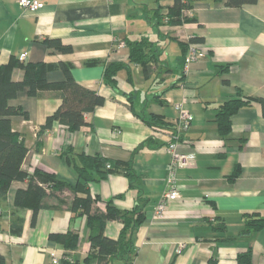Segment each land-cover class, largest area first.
<instances>
[{
  "label": "crops",
  "instance_id": "0c3cea01",
  "mask_svg": "<svg viewBox=\"0 0 264 264\" xmlns=\"http://www.w3.org/2000/svg\"><path fill=\"white\" fill-rule=\"evenodd\" d=\"M40 1L44 7L33 12L18 0H0V62L19 59L22 52H28L26 62H70L78 83L105 97L102 105L86 114L87 124L74 132L72 144L113 162H132L137 175L133 186L122 172L89 185L93 195L101 196L97 205L102 209L109 199L121 210L138 202L145 205L146 219L134 235L132 264H264V226L243 233L251 217L264 218L262 106L254 102L236 112L227 138L220 135L216 122L219 107L239 89L264 97V0L242 7H229L227 0H195L185 13L197 21L176 26L156 25L155 15L156 7L164 12L175 0ZM139 35L161 48L151 76L133 63L131 80L124 68L116 88L106 84L107 65L129 62L128 47L120 48L119 42ZM47 37L70 44L72 52L49 48L44 43ZM193 37L204 39L195 43L202 55L186 67L187 52L180 42L188 44ZM24 74L21 66H15L12 78L21 81ZM47 78L61 81L65 74L53 70ZM61 102L58 95L39 98L25 88L10 103L21 106L28 117L14 115L12 123L29 148L22 168L43 167L74 186L78 176L59 154L66 132L56 123L43 135L42 146L36 133ZM177 102L193 114L183 150L195 152L197 158L191 167L178 169L182 196L171 200L164 216L156 218L171 161L167 132L177 124ZM150 113L161 115L164 125L146 122ZM238 166L239 176L230 180ZM27 187V180H14L0 210V254L5 264H53V255L61 258L65 248L49 235L68 230L80 234V245L72 254L84 258L90 250L87 218H72L67 202L74 194L69 189L46 197L49 207L38 211L35 225L33 210H23V231L12 232L18 215L16 193ZM121 229L120 221L111 220L105 233L118 238ZM249 250L251 262L240 261Z\"/></svg>",
  "mask_w": 264,
  "mask_h": 264
},
{
  "label": "trees",
  "instance_id": "16d2710c",
  "mask_svg": "<svg viewBox=\"0 0 264 264\" xmlns=\"http://www.w3.org/2000/svg\"><path fill=\"white\" fill-rule=\"evenodd\" d=\"M194 1L175 0L174 4L164 12L161 8L156 7V25L176 26L197 21L196 17H190L185 13L187 9L193 8ZM257 2L258 0H227L226 5L242 7ZM203 40L202 37H193L190 39V43L195 44ZM44 43L54 51L69 53L73 50L70 44L63 43L59 38L47 37L44 39ZM126 44L129 51V62H112L107 65L104 72V82L113 88L118 86V73L121 69L127 68L128 79L131 80L130 64L134 63L142 66L146 77H150L154 71L153 66L160 61L161 48L158 42L150 40L145 35L128 37ZM180 45L184 52L188 51L189 43L180 42ZM15 66H21L24 69L25 74L21 81H15L12 78ZM73 67L74 64L70 62L25 63L15 57H11L7 63L0 62V210L7 200L11 183L14 180H27L28 187L21 188L16 193L15 205L18 215L12 221V232L21 234L25 221L23 210H33L32 224L35 225L38 211L49 207L45 203L46 197L63 193L69 189L74 194L67 202L72 218L84 216L87 218L90 250L84 258L79 259L72 254V251L77 250L80 245V234L71 230L52 232L49 239L61 243L65 248L60 264H110L115 259L123 260L124 264H132L134 235L146 219L145 205L138 202L130 210H121L115 205L113 199H109L106 200V208L102 209L97 205L98 201L102 200L101 196L93 195L89 185L93 181L107 178L112 172H122L130 179V185L133 186L137 175L132 168V162H113L98 154L91 155L79 151L73 146L72 135L87 124L86 114L93 112L97 106L105 102V97L97 91L78 83L72 73ZM58 69L63 70L65 79L61 81L48 80V72ZM25 88L28 89L31 96L42 98L50 94L58 95L62 99L60 106L47 117L46 122L36 133L38 145L42 146L43 135L51 131L56 123L59 124L61 132H66V143L59 150V154L67 159L78 176V181L74 186L58 178L55 172L43 167H36L32 171H25L22 168L29 148L25 136L14 129L12 116L24 115L28 117V113L21 106L12 105L10 100ZM254 102L260 103L264 115V97L246 94L240 89L236 96L228 99L219 107L216 122L223 138L229 137L232 132L233 115L241 108ZM144 119L151 125H164L165 123L161 115L154 113L148 114ZM143 145L141 144L140 147ZM108 164L110 167H107ZM239 174L238 166L229 175V179L234 180ZM111 220H118L122 223L118 238L109 237L105 233L106 224ZM263 226L264 218L253 216L247 222L243 233H250ZM239 260L250 263L251 251L242 254ZM0 264H5V258L1 254Z\"/></svg>",
  "mask_w": 264,
  "mask_h": 264
},
{
  "label": "built area",
  "instance_id": "2783aa9c",
  "mask_svg": "<svg viewBox=\"0 0 264 264\" xmlns=\"http://www.w3.org/2000/svg\"><path fill=\"white\" fill-rule=\"evenodd\" d=\"M19 4L33 12H37L44 7V2L40 0H18ZM120 48L126 47V41L121 40L118 44ZM202 54L198 51V48L194 43H189L187 55L185 58V66L196 61ZM28 57V52H22L19 55V60L21 62H26ZM178 110V119L176 126L169 130L167 133L169 135V141L166 144V150L171 157L169 162V171L166 178V188L165 191L156 206L154 215L156 218H162L167 210L168 204L171 200L181 198L182 193L177 180V171L181 168L191 167L196 162V153L193 151H184L187 142V132L190 129L193 114L185 107L181 102L175 104ZM107 167H110L108 164ZM48 188V187H47ZM53 264H60L61 258L56 254L53 255Z\"/></svg>",
  "mask_w": 264,
  "mask_h": 264
}]
</instances>
